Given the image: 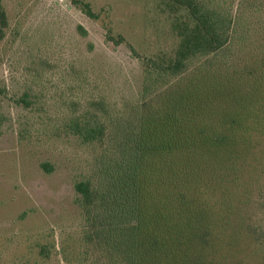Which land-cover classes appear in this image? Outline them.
<instances>
[{"label":"trees","instance_id":"1","mask_svg":"<svg viewBox=\"0 0 264 264\" xmlns=\"http://www.w3.org/2000/svg\"><path fill=\"white\" fill-rule=\"evenodd\" d=\"M161 1L175 16L173 56H142L107 30L143 69L138 92L120 101L88 70H52L42 56L14 59L30 38L12 28L0 0V44L8 42V65L23 69L25 85L12 99L34 114L19 141L61 151L73 144L84 159L72 182L79 217L59 227L60 241L53 229L38 245L45 261L72 243L82 264L264 259V0ZM72 3L99 19L89 3ZM40 169L59 167L46 160Z\"/></svg>","mask_w":264,"mask_h":264},{"label":"rangeland","instance_id":"2","mask_svg":"<svg viewBox=\"0 0 264 264\" xmlns=\"http://www.w3.org/2000/svg\"><path fill=\"white\" fill-rule=\"evenodd\" d=\"M72 1L5 0L12 28L19 25L30 38L14 59L26 63L42 56L52 70L75 68L86 74L88 70L111 97L121 101L138 92L143 69L127 44L107 40L108 29L115 37L123 36L142 56L174 55L180 40L173 28L175 16L161 0H83L100 14L98 20L90 19ZM79 25L87 36L79 33ZM7 44H0V78L6 76L11 97L1 101L8 121L0 135V264H82L73 243L69 248L60 243L64 250L55 251L51 262L39 256L38 245L52 240L53 229L60 241L59 227L70 228L79 217L72 182L84 159L73 144L61 151L43 148L33 140L19 141L20 125L34 114L13 102L25 85L23 69L8 65ZM46 160L59 170L50 175L43 172L40 163ZM244 256L233 264H264L260 257Z\"/></svg>","mask_w":264,"mask_h":264}]
</instances>
